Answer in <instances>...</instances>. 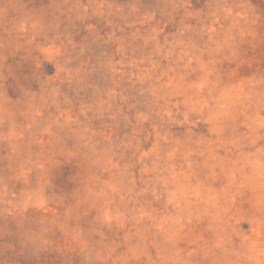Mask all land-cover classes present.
Here are the masks:
<instances>
[{
  "label": "rangeland",
  "instance_id": "374dc122",
  "mask_svg": "<svg viewBox=\"0 0 264 264\" xmlns=\"http://www.w3.org/2000/svg\"><path fill=\"white\" fill-rule=\"evenodd\" d=\"M0 264H264V0H0Z\"/></svg>",
  "mask_w": 264,
  "mask_h": 264
}]
</instances>
